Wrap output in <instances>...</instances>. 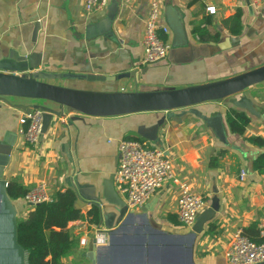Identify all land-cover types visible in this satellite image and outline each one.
Here are the masks:
<instances>
[{
    "label": "crops",
    "instance_id": "crops-1",
    "mask_svg": "<svg viewBox=\"0 0 264 264\" xmlns=\"http://www.w3.org/2000/svg\"><path fill=\"white\" fill-rule=\"evenodd\" d=\"M82 2L0 0V58L14 51L31 55L37 73L68 75L52 83L95 92L188 87L264 64V1L253 5L250 0H161L160 22L167 26L163 38L170 49L163 60L148 65L141 62L147 0H106L102 9L89 13H84ZM208 5L215 7L214 14L205 10ZM236 9L241 10L242 28L240 34L233 36L223 22ZM196 30H201L202 37ZM214 34L217 39H213ZM125 72L130 75L117 77ZM233 98L234 103L226 98L165 112L90 117L46 100L0 97V159L8 156L2 177L7 184L13 180L24 190L44 182L51 196L58 190L74 189L82 200L99 203L100 215L101 209L107 214L97 226L116 228L128 210L115 221L119 214L102 197V192L111 185L114 196L124 203L113 184L118 141L144 140L163 150L172 164L173 180L146 202L155 199L146 217L158 237L150 235L145 240L147 251L141 262L121 259V255L134 251L126 249V230L114 235L115 247L97 245L93 257L95 254L100 264H157L159 259L168 264H184V243L180 237L190 227L166 219L168 214L176 215L179 185L184 184L204 198L205 207L198 214L212 202L218 205L194 242V263L227 264L224 253L233 232L240 228L248 238L257 239L258 225L264 223V172L252 166L254 159L264 152V81ZM244 98L252 104V113L239 106L245 103ZM36 107L56 111L57 115H52L36 144L29 146L18 132V118L25 109ZM230 107L243 111L249 118L243 134L232 133L228 128L225 113ZM216 115L221 119L225 142L219 141L206 124V118ZM251 138L262 142L253 143ZM220 150L223 155L215 166H210V156ZM12 203L17 218L24 217L30 208L21 198ZM142 206L129 210L138 227L142 224ZM90 207L91 204L86 210ZM95 226L84 217L68 222L67 228L77 242L63 258L65 264H81V255L86 258L84 264H98L88 257ZM149 240L165 246L147 249ZM173 244L178 246L174 251L170 249Z\"/></svg>",
    "mask_w": 264,
    "mask_h": 264
},
{
    "label": "water",
    "instance_id": "water-1",
    "mask_svg": "<svg viewBox=\"0 0 264 264\" xmlns=\"http://www.w3.org/2000/svg\"><path fill=\"white\" fill-rule=\"evenodd\" d=\"M34 68L35 66L31 64V55H19L18 52L14 51L13 53H8L6 57H1L0 97L46 100L56 103L62 108L70 109L76 113L90 117H109L157 111L165 112L191 108L203 102L220 101L226 98L234 103L236 101L233 98L234 96L241 94L246 88L264 81L263 64L218 81L188 87L153 91L95 92L71 89L54 84L51 82L52 80H59L68 77V75H56L42 71L41 73H37L34 71ZM129 75L130 72H125L117 77H128ZM244 100L245 103H240L239 106L252 113V104L246 101V98ZM52 115H57L56 111L43 109L41 133L48 127ZM58 115L60 114L58 113ZM205 121H207L206 124L212 129L214 136L219 141L225 142V132L220 117L216 115L213 118H206ZM7 161V155L3 159H0V264H25V252L18 243L16 236L17 211L6 194L7 183L2 177V168L7 164ZM102 197L108 203L115 206L119 214L115 221H119L126 211V207L122 201L114 196L111 185L104 187ZM154 203L155 199L141 207L142 214H140V217L142 222L147 224L146 213L152 210ZM89 204L91 206H99L98 209H100L99 203L95 201L94 203H89L80 197H77L73 203L76 209H83L84 211H87L86 207ZM217 208V203L212 202L209 207L197 215L190 230L180 237L184 243V246L181 247L184 264H195L193 260L194 242L198 234L202 232L203 223L213 217ZM111 214L115 215V213ZM104 217H107V214L101 209L100 220L103 221ZM131 219H133L132 212L128 211L116 228L104 229V232L107 234L106 247L111 248L117 245L114 235L125 230L127 222ZM148 228L150 229V227ZM140 236L141 246H143L145 242L144 234H140ZM96 249H98L97 245L93 241L92 251L88 253V257L91 261L94 259L95 263L100 264L101 260L95 259V254L94 257L92 254ZM261 264H264V262Z\"/></svg>",
    "mask_w": 264,
    "mask_h": 264
},
{
    "label": "built area",
    "instance_id": "built-area-1",
    "mask_svg": "<svg viewBox=\"0 0 264 264\" xmlns=\"http://www.w3.org/2000/svg\"><path fill=\"white\" fill-rule=\"evenodd\" d=\"M260 5L264 0H250ZM148 10L143 22L142 64L148 65L163 60L169 49V43L163 38L168 32L167 26L160 22L161 0H147ZM106 0H83L84 13L100 10ZM205 10L215 13V7L208 5ZM43 110L36 107L21 112L18 118V132L25 144H36L42 125ZM239 177H244L241 171ZM173 180L172 164L163 150L135 138H121L118 141V164L113 174L115 190L124 199L126 209L137 208L148 201L151 195L167 181ZM21 200L29 207L42 202H50L44 182L28 189ZM205 207L204 198L191 192L186 185L180 184L176 201V217L179 224L191 227L197 214ZM258 237L255 242L248 238L242 229H236L228 241L224 256L227 264H255L264 262V223L258 225ZM93 241L96 245L107 243V234L99 226L94 227Z\"/></svg>",
    "mask_w": 264,
    "mask_h": 264
},
{
    "label": "trees",
    "instance_id": "trees-1",
    "mask_svg": "<svg viewBox=\"0 0 264 264\" xmlns=\"http://www.w3.org/2000/svg\"><path fill=\"white\" fill-rule=\"evenodd\" d=\"M223 23L231 35L240 34L241 10L236 9V12ZM196 32L202 37L201 30ZM213 39H217V34H214ZM225 120L230 132L238 134H243L249 122V118L243 111L232 107L226 111ZM250 140L253 143L262 142L259 138ZM223 153L224 151L220 150L210 156L208 164L215 166ZM252 166L258 172H264V152L254 159ZM26 191L13 180L6 186V194L12 202L21 198ZM76 198L74 189L58 190L51 196L50 202L36 204L28 209L24 217L16 219V236L25 252V264H65L63 258L69 255L71 248L77 242L67 228L68 222L84 217L90 224L99 223L100 212L97 206L92 205L83 214L73 205ZM166 219L172 223L178 222L176 215L168 214ZM249 238L255 242L260 241L259 238Z\"/></svg>",
    "mask_w": 264,
    "mask_h": 264
},
{
    "label": "rangeland",
    "instance_id": "rangeland-1",
    "mask_svg": "<svg viewBox=\"0 0 264 264\" xmlns=\"http://www.w3.org/2000/svg\"><path fill=\"white\" fill-rule=\"evenodd\" d=\"M133 219L129 220L126 224L125 230L127 232H129L128 236V243H126V249L127 250H134L132 254L127 255H121V259L125 258H133L139 262L143 261L145 259V254H146V243H143V246H141V236L140 234H144V240H147V238L151 235L152 237H158L157 235H154L153 232L148 228V224L140 221L142 224L138 227L135 226L133 223ZM100 227V226H99ZM101 228V227H100ZM103 231H105L104 229H102ZM140 241V242H139ZM164 243L162 242H158V243H154V241L149 240L147 243V249H151V248H164ZM178 246L176 245H172L170 247V249H173V251L175 249H177ZM143 249V250H142ZM142 250V251H141ZM141 251V252H140ZM128 257V258H126ZM81 264H84V262L87 263L86 258L84 257V255H81ZM157 264H168L165 261L159 259ZM172 264H178L177 262H174Z\"/></svg>",
    "mask_w": 264,
    "mask_h": 264
},
{
    "label": "bare ground",
    "instance_id": "bare-ground-1",
    "mask_svg": "<svg viewBox=\"0 0 264 264\" xmlns=\"http://www.w3.org/2000/svg\"><path fill=\"white\" fill-rule=\"evenodd\" d=\"M6 186H7V184H6Z\"/></svg>",
    "mask_w": 264,
    "mask_h": 264
}]
</instances>
